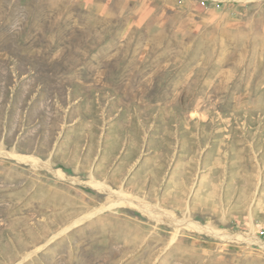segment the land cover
Returning <instances> with one entry per match:
<instances>
[{
  "label": "rangeland",
  "instance_id": "374dc122",
  "mask_svg": "<svg viewBox=\"0 0 264 264\" xmlns=\"http://www.w3.org/2000/svg\"><path fill=\"white\" fill-rule=\"evenodd\" d=\"M0 264H264V0H0Z\"/></svg>",
  "mask_w": 264,
  "mask_h": 264
}]
</instances>
